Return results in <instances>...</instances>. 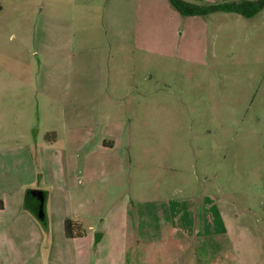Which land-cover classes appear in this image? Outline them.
Returning <instances> with one entry per match:
<instances>
[{
    "label": "rangeland",
    "instance_id": "rangeland-1",
    "mask_svg": "<svg viewBox=\"0 0 264 264\" xmlns=\"http://www.w3.org/2000/svg\"><path fill=\"white\" fill-rule=\"evenodd\" d=\"M119 90L128 129L100 150L116 107L107 95ZM50 144L65 176L41 183L52 224L79 214L89 233L108 220L117 234L121 214L106 211L130 198L141 255L118 259L98 244L94 264H264V7L184 16L168 0H0V157ZM121 165L123 187L105 196Z\"/></svg>",
    "mask_w": 264,
    "mask_h": 264
},
{
    "label": "crops",
    "instance_id": "crops-1",
    "mask_svg": "<svg viewBox=\"0 0 264 264\" xmlns=\"http://www.w3.org/2000/svg\"><path fill=\"white\" fill-rule=\"evenodd\" d=\"M105 33L107 35L106 30ZM114 34L115 42L113 46L115 47V53H117L123 48L121 46L123 44L119 37L121 31L116 29ZM123 34H125V31H123ZM111 45L112 44L108 41V46L110 47ZM110 50H113V48ZM115 79H117L120 84L121 76L115 74L113 81H115ZM123 87L125 88V84ZM113 92L114 93H109L107 95L108 103H114L116 105L113 109L105 111L108 131L105 132L101 140L94 144L95 147L100 150L115 148L118 137H121L125 130L127 131L128 129L129 119L127 120V110L122 109L120 103L121 92L120 90L118 92ZM124 96L125 94H123V97ZM93 99L96 100V96ZM103 112L104 111L98 109L99 115ZM107 134H110V136L108 137ZM61 146H66V143L64 142ZM59 147L60 146L50 144L49 146H44L43 148L45 149L43 150L40 146H37L39 152L36 155V151H31L30 146H27L25 154L23 152L22 155H20V159L15 158V153L13 151L10 153L9 150L2 152L3 154H1V156L6 158L0 157V264H14V256L16 254L19 258H23L22 261L26 260L25 264H33L32 262L36 261L38 255L46 257V264H94L93 259L95 255L104 248L108 251L109 255H113V257H117L118 259L126 260L129 252L138 253L139 251V255H141V248L142 245H144L142 239L135 238V236L133 237L128 231L129 204L131 203L129 197L127 198L128 200L126 198L121 199V196L117 197L116 201L118 205H116L114 209L112 207L106 211L105 214V217L110 220L111 217H114L111 215L114 211L121 214V222L118 227H115L118 230L117 234L114 233L109 225L110 221L107 220L104 222L105 226L103 229L98 230L101 233V237L96 244L94 243V235L89 233L88 230L83 236L67 238L63 231V221L65 218L61 220V222H58L57 226L48 220L47 209L45 207L48 192L42 187L41 183L47 184L53 179L63 182L64 170L62 173L61 166L64 159L63 152L58 149ZM4 161H6V163H13L14 165L18 164V168L15 167L17 171L15 172L13 168H9L8 166L4 167ZM34 163L36 166H34ZM37 167L41 169V172H38ZM57 170L59 171L57 172ZM124 170L126 169L121 165V167L117 168L114 173H112L114 175L118 173L121 182L110 181L105 187V196L107 192L109 197L110 188L117 190L123 187L125 183ZM108 174H111V172ZM20 183L28 187L23 193L22 202L18 205H12L6 202L4 197L11 191H14ZM57 186H61V184L55 183V187ZM31 189L43 190L45 192L44 202L41 206L26 199L27 193ZM123 195L124 194H122V197ZM78 217L79 214H76L77 219ZM88 227L87 229L92 230L90 225ZM35 244L37 245L35 251L30 253L29 257L27 256L28 254L25 255L24 253L26 251L23 249L27 250L29 246ZM98 244H100L101 247L98 252L95 253V248ZM64 246L66 248L70 247L69 253L64 254L62 252L60 248ZM15 249H17V251H15ZM43 258L42 260H44Z\"/></svg>",
    "mask_w": 264,
    "mask_h": 264
},
{
    "label": "trees",
    "instance_id": "trees-1",
    "mask_svg": "<svg viewBox=\"0 0 264 264\" xmlns=\"http://www.w3.org/2000/svg\"><path fill=\"white\" fill-rule=\"evenodd\" d=\"M168 2L184 16L203 15L213 11H225L238 13L245 17H252L264 7V0H224L222 2L206 4H197L187 0H168ZM54 135V132L46 133L47 138L49 136L54 137ZM26 199H28V196H26ZM63 231L67 238L83 236L87 232L80 220L71 218H65L63 221Z\"/></svg>",
    "mask_w": 264,
    "mask_h": 264
},
{
    "label": "water",
    "instance_id": "water-1",
    "mask_svg": "<svg viewBox=\"0 0 264 264\" xmlns=\"http://www.w3.org/2000/svg\"><path fill=\"white\" fill-rule=\"evenodd\" d=\"M44 194L45 192L43 190H38V189H31L28 191L27 196L28 199L31 200L33 203H37L38 205H42L44 202ZM101 237V233L97 232L94 234V243L96 244L99 242Z\"/></svg>",
    "mask_w": 264,
    "mask_h": 264
}]
</instances>
